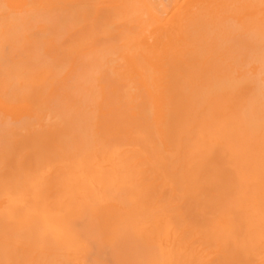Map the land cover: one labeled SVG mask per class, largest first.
I'll return each instance as SVG.
<instances>
[{
    "label": "bare ground",
    "instance_id": "1",
    "mask_svg": "<svg viewBox=\"0 0 264 264\" xmlns=\"http://www.w3.org/2000/svg\"><path fill=\"white\" fill-rule=\"evenodd\" d=\"M0 264H264V0H0Z\"/></svg>",
    "mask_w": 264,
    "mask_h": 264
}]
</instances>
